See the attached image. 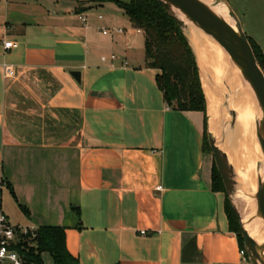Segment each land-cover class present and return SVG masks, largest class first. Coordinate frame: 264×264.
<instances>
[{"label": "crops", "instance_id": "obj_1", "mask_svg": "<svg viewBox=\"0 0 264 264\" xmlns=\"http://www.w3.org/2000/svg\"><path fill=\"white\" fill-rule=\"evenodd\" d=\"M115 1L0 0V211L64 228L79 264H242L204 115L165 102L145 34ZM260 1L248 37L264 56Z\"/></svg>", "mask_w": 264, "mask_h": 264}, {"label": "trees", "instance_id": "obj_2", "mask_svg": "<svg viewBox=\"0 0 264 264\" xmlns=\"http://www.w3.org/2000/svg\"><path fill=\"white\" fill-rule=\"evenodd\" d=\"M124 9L132 25L145 34V66L158 71L157 85L165 102L179 112H199L206 123L207 99L204 92L199 64L193 48L178 22L158 0H116ZM248 37V36H247ZM257 61L264 72V56L259 46L248 37ZM206 132L203 150L206 152ZM212 189L226 194L225 213L229 229L234 232L242 249H245L240 221L226 193L223 179L213 165ZM23 211L27 212L24 208ZM31 234L21 236L15 249L23 264H45L43 254L48 253L54 264H79L66 246L65 229L42 226Z\"/></svg>", "mask_w": 264, "mask_h": 264}, {"label": "bare ground", "instance_id": "obj_3", "mask_svg": "<svg viewBox=\"0 0 264 264\" xmlns=\"http://www.w3.org/2000/svg\"><path fill=\"white\" fill-rule=\"evenodd\" d=\"M197 1L236 30L225 4L214 0ZM171 8L175 14L185 18L178 9ZM186 25L202 71L203 88L210 108L211 128L218 121L221 102H225L230 111L234 112L231 128L226 133L227 151L218 143L216 145L228 155L230 164L235 167L239 187L237 197L244 211L245 228L258 244H262L264 219L260 218V182L264 180V155L260 139L264 138L263 110L243 66L213 36L187 19ZM205 73L210 78V83L207 82Z\"/></svg>", "mask_w": 264, "mask_h": 264}, {"label": "water", "instance_id": "obj_4", "mask_svg": "<svg viewBox=\"0 0 264 264\" xmlns=\"http://www.w3.org/2000/svg\"><path fill=\"white\" fill-rule=\"evenodd\" d=\"M158 1L182 27L190 44L191 40L188 37L186 31V19L196 24L201 30L205 31L206 33L217 39L222 44L227 53L243 66L246 72V76L251 82L256 92L257 99L264 114V72L257 61L253 48L248 40L246 33L243 30L239 17L231 9L228 2L226 0H214L215 2L225 4L228 7L229 16L234 21L236 30L233 29L232 26L227 24L225 21H223L221 18H219L216 14L211 12L208 8H206L197 0ZM171 7L178 9L185 16V18L181 15L175 14L172 11ZM193 51L197 58L194 48ZM71 75L78 83H81L82 74L80 71H72ZM231 112L233 116L234 112ZM209 141L213 152L215 164L225 185L226 193L239 218L241 234L243 237L245 249L248 251V254L251 259L261 260L263 259L260 254L261 244H258L245 228L243 222L244 214L239 211L235 201L233 200V195L236 193V172L233 166L229 163L227 154L216 145V142L212 138H210ZM260 147L264 155V138L260 139ZM260 188L262 204L260 218L264 219V180L260 182Z\"/></svg>", "mask_w": 264, "mask_h": 264}, {"label": "rangeland", "instance_id": "obj_5", "mask_svg": "<svg viewBox=\"0 0 264 264\" xmlns=\"http://www.w3.org/2000/svg\"><path fill=\"white\" fill-rule=\"evenodd\" d=\"M127 1V0H124ZM228 4L230 5L231 9L237 14V16L240 19V22L242 24L244 32L248 35L251 34L250 27L251 23L260 21V13H261V1L255 0V2L249 1L247 3V0H226ZM94 11H92L93 13ZM101 13H104V11H100ZM202 74V73H201ZM202 76V75H201ZM205 78L207 79V82L210 83V78L205 73ZM209 104L207 102V114H206V123L204 121L203 124V134L206 132V153L211 155L213 157V165L215 164L213 152L210 146L209 139L212 138L216 144L218 143L221 147L225 148L227 151V143H226V133H228L229 127L231 128V121L233 119L232 112L228 108V105L225 102L220 103L219 107V118L218 121L215 124V127L213 128L215 131L213 132L211 126H210V118H209ZM221 111V112H220ZM228 156V155H227ZM229 159V158H228ZM230 163V162H229ZM234 170L235 167L233 166ZM236 172V170H235ZM236 193L233 195V200L235 201L239 211L243 214L244 211L242 209V206L240 204V200L238 196L239 187L238 183L236 182ZM261 257L263 259H251L249 264H264V243L261 244V250H260ZM43 260L45 264H54V261L50 254L46 253L43 254ZM257 260V261H256Z\"/></svg>", "mask_w": 264, "mask_h": 264}, {"label": "built area", "instance_id": "obj_6", "mask_svg": "<svg viewBox=\"0 0 264 264\" xmlns=\"http://www.w3.org/2000/svg\"><path fill=\"white\" fill-rule=\"evenodd\" d=\"M101 18V17H100ZM79 20L83 25L87 24V18L84 15L79 16ZM119 33L122 30H118ZM104 34H107V31H103ZM18 47V43L12 40H4L3 41V49L5 51H11ZM115 58V56H112ZM105 60V58H103ZM3 70L5 74V78L14 79L17 77V72L12 65L4 64ZM157 191H162L163 187L158 186L156 188ZM36 230H32L26 227L14 226L12 225L7 216L0 211V264H23L21 257L18 252L14 248L18 243V240L21 236H26L31 234L32 237H35ZM147 232L142 231L141 234L145 235ZM241 256L242 264H249L250 256L246 249H240L239 251Z\"/></svg>", "mask_w": 264, "mask_h": 264}]
</instances>
